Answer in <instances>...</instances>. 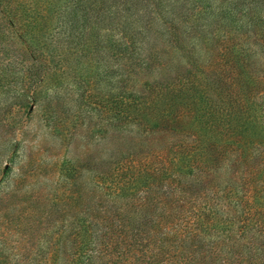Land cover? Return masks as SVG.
Listing matches in <instances>:
<instances>
[{
    "label": "trees",
    "instance_id": "trees-1",
    "mask_svg": "<svg viewBox=\"0 0 264 264\" xmlns=\"http://www.w3.org/2000/svg\"><path fill=\"white\" fill-rule=\"evenodd\" d=\"M0 27L45 125L100 146L42 197L56 264H264V0H0Z\"/></svg>",
    "mask_w": 264,
    "mask_h": 264
},
{
    "label": "rangeland",
    "instance_id": "rangeland-1",
    "mask_svg": "<svg viewBox=\"0 0 264 264\" xmlns=\"http://www.w3.org/2000/svg\"><path fill=\"white\" fill-rule=\"evenodd\" d=\"M4 32L0 27V36ZM1 51L0 264H56L55 220L53 215L42 217V197L56 186L57 171L75 167L83 178L86 158L100 146L88 143L84 124L69 133L70 119L59 134L53 133L42 108L50 97L49 104L58 111L51 90L38 75H24L23 59Z\"/></svg>",
    "mask_w": 264,
    "mask_h": 264
}]
</instances>
